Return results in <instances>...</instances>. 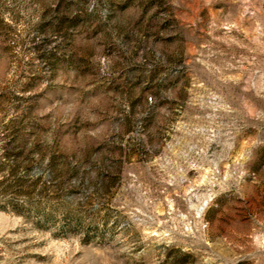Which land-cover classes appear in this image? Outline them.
<instances>
[{
  "label": "rangeland",
  "instance_id": "rangeland-1",
  "mask_svg": "<svg viewBox=\"0 0 264 264\" xmlns=\"http://www.w3.org/2000/svg\"><path fill=\"white\" fill-rule=\"evenodd\" d=\"M0 264H264V0H0Z\"/></svg>",
  "mask_w": 264,
  "mask_h": 264
}]
</instances>
